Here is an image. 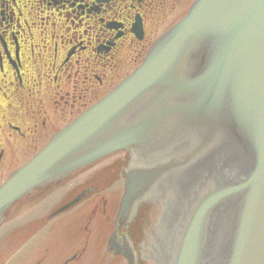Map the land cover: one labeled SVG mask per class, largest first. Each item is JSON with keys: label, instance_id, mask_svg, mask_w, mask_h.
I'll use <instances>...</instances> for the list:
<instances>
[{"label": "water", "instance_id": "water-1", "mask_svg": "<svg viewBox=\"0 0 264 264\" xmlns=\"http://www.w3.org/2000/svg\"><path fill=\"white\" fill-rule=\"evenodd\" d=\"M132 145L176 155L126 174L120 213L180 165L148 197L147 227L158 216L134 264H171L174 252L173 264H264V0H193L129 75L0 184V217L34 187Z\"/></svg>", "mask_w": 264, "mask_h": 264}, {"label": "flooded vegetation", "instance_id": "flooded-vegetation-1", "mask_svg": "<svg viewBox=\"0 0 264 264\" xmlns=\"http://www.w3.org/2000/svg\"><path fill=\"white\" fill-rule=\"evenodd\" d=\"M192 1L0 0V183L128 75L168 11L182 7L181 17ZM147 153L114 150L15 200L0 219V264L21 247L29 264H88L98 254L129 264L113 246L139 254L157 217L147 227L148 197L164 190L162 173L119 213L125 175L164 162L161 150Z\"/></svg>", "mask_w": 264, "mask_h": 264}, {"label": "rangeland", "instance_id": "rangeland-1", "mask_svg": "<svg viewBox=\"0 0 264 264\" xmlns=\"http://www.w3.org/2000/svg\"><path fill=\"white\" fill-rule=\"evenodd\" d=\"M183 8L176 6L172 9H170L167 13V17L159 24L158 26V32L160 33L162 30H165L169 25H171L182 13ZM68 225L65 226V228L63 229L64 231H66L68 229ZM66 237H62V241L65 242ZM31 250L30 247H21L19 249L18 254L14 255L16 256L15 258L12 259V261L9 262L10 257L8 258V260L6 262H3V264H29L31 261V255L28 256V251ZM13 256V257H14ZM101 254L97 255L94 259H92L88 264H126V262L124 260H122L120 257L118 256H113V255H108L105 258H100ZM30 259V260H29ZM47 262V263H46ZM50 260L45 261L43 264H49Z\"/></svg>", "mask_w": 264, "mask_h": 264}]
</instances>
